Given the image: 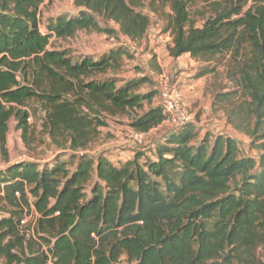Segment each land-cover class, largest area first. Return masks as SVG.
I'll return each instance as SVG.
<instances>
[{
	"label": "trees",
	"instance_id": "obj_1",
	"mask_svg": "<svg viewBox=\"0 0 264 264\" xmlns=\"http://www.w3.org/2000/svg\"><path fill=\"white\" fill-rule=\"evenodd\" d=\"M43 1L0 0V152L7 155L11 118L25 139V106L34 100L50 140L75 162L22 160L0 170V264H264V0H212L200 26L192 0H72L77 13L49 20L42 32ZM143 5L154 14L168 9L171 57L213 63L195 78L223 66L231 88L212 104L223 103L227 123L251 138L256 158L243 156L230 136L198 140L191 121L148 154L114 163L86 151L94 129L106 125L101 115L140 111L130 127L144 134L167 115L152 105L156 89L139 92L144 79L108 75L127 55L123 48L74 59L49 41L114 33L99 20L140 41L149 25L137 9Z\"/></svg>",
	"mask_w": 264,
	"mask_h": 264
},
{
	"label": "rangeland",
	"instance_id": "obj_2",
	"mask_svg": "<svg viewBox=\"0 0 264 264\" xmlns=\"http://www.w3.org/2000/svg\"><path fill=\"white\" fill-rule=\"evenodd\" d=\"M211 2L212 0H192L190 2L188 7L190 15L197 26H200L203 20L212 14ZM249 3L248 1V5ZM137 9L149 19L148 30L140 41H132L119 33L117 25L112 21L99 20L102 26L113 28L114 33L108 35L94 31H79L70 38L52 37L48 47L65 50L74 59L83 56L98 58L111 48H123L127 55L122 56L118 67L115 71L108 72V75H114L119 83L144 79L139 87V92L142 94L156 89L157 83L155 81L161 74L168 78L170 84L175 83L182 88L183 85H186L188 95L187 97L183 95L184 105L182 107L185 114L189 116V120L197 128L198 140L205 134L230 136L237 141L243 156L256 158L257 149L251 146V138L245 133L235 130L232 125L227 123V113L223 103L212 104L216 93L225 92L231 88L230 82L225 77L223 66L219 64L216 66L215 73L195 78V74L202 66H212L213 63L208 65L197 62L189 55H182L179 58H173L169 55L168 47L171 36L170 29L167 27L168 9L160 14L150 12L145 5ZM77 11L78 9L73 5L72 0H44L38 8L40 30L46 31L49 20L58 16H73ZM157 94L153 98L152 105L159 104ZM25 108L29 113L27 120L29 130L23 139L21 131L16 128L14 118L8 121L7 155L3 156L0 152V170L11 163L22 160H34L43 165L52 164L56 157H59L60 160H69V167L72 168V164L75 162L74 157H72L74 156L73 153L67 147L62 148L52 142L46 133V129L43 128L45 112L42 105L37 101L29 100ZM135 113L137 112L133 111L128 115L107 117L101 115L99 119L106 122V125L97 126L94 129L86 151L92 156L104 154L116 163L117 159L123 160L133 156L137 151L140 154L148 152L147 149L151 141L162 140V137H165L170 130L175 128L173 122L166 121L144 134L141 143L136 145L132 139L134 130L130 127L131 118ZM118 152L122 153L118 155ZM144 160V157H141L139 162L143 163ZM31 218L32 216H28V219Z\"/></svg>",
	"mask_w": 264,
	"mask_h": 264
},
{
	"label": "built area",
	"instance_id": "obj_3",
	"mask_svg": "<svg viewBox=\"0 0 264 264\" xmlns=\"http://www.w3.org/2000/svg\"><path fill=\"white\" fill-rule=\"evenodd\" d=\"M155 82L157 83L156 90L159 97V105L167 115V119L164 122H173L175 128L189 122V116L185 114L182 107L184 105L183 88L178 87L175 83L170 84L168 78L164 74H161ZM143 138L144 133L133 131L132 139L135 141L136 145L141 143ZM23 222L24 221H22V223Z\"/></svg>",
	"mask_w": 264,
	"mask_h": 264
},
{
	"label": "crops",
	"instance_id": "obj_4",
	"mask_svg": "<svg viewBox=\"0 0 264 264\" xmlns=\"http://www.w3.org/2000/svg\"><path fill=\"white\" fill-rule=\"evenodd\" d=\"M184 55H188V54H184ZM181 57V56H180ZM179 58V57H178ZM181 78V77H180ZM183 94L187 97V95H188V91H187V87H186V85H183ZM164 123V122H163ZM162 123V124H163ZM162 124H160V125H162ZM160 125H158V126H160ZM156 128V127H155ZM152 130V129H151ZM163 138V137H162ZM161 141V140H160ZM160 141H151V143H150V145H149V147H148V152H146L145 154H148L150 151H153V147H154V145L156 144V143H158V142H160ZM151 149V150H150ZM122 152H118V155L119 154H121ZM123 155H125V154H123ZM106 156V155H105ZM130 156V155H129ZM133 156H134V154H133ZM125 157H126V155H125ZM132 156H130V157H127V158H124L123 160H127V159H130ZM109 158V157H108ZM110 160H112L111 158H109ZM152 159H153V157H152ZM123 161V160H121V159H117V161ZM116 161V162H117Z\"/></svg>",
	"mask_w": 264,
	"mask_h": 264
}]
</instances>
